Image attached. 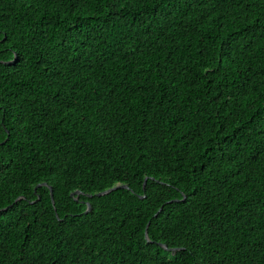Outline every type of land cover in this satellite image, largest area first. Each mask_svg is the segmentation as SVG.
<instances>
[{
  "label": "trees",
  "instance_id": "1",
  "mask_svg": "<svg viewBox=\"0 0 264 264\" xmlns=\"http://www.w3.org/2000/svg\"><path fill=\"white\" fill-rule=\"evenodd\" d=\"M73 3L0 0V264H264V2Z\"/></svg>",
  "mask_w": 264,
  "mask_h": 264
},
{
  "label": "snow or ice",
  "instance_id": "2",
  "mask_svg": "<svg viewBox=\"0 0 264 264\" xmlns=\"http://www.w3.org/2000/svg\"><path fill=\"white\" fill-rule=\"evenodd\" d=\"M262 2H264V0H262ZM79 3H80V0H74L73 8H75ZM104 5H107L111 9V12L109 13L110 15L119 17L121 14V10H123L126 13L132 7L136 5H142V0H111L110 3H109V0H104ZM104 5H101V10L103 9ZM6 41H7V34L4 33L0 35V44ZM249 47H252V45H250ZM231 52H232V47H231V44H229L227 46V52L225 53V55H230ZM0 54H3L2 50H0ZM223 63H224L223 60L219 62V64L217 65L216 71L220 70V66L223 65ZM261 68L262 70H264V64L261 65ZM7 119H8L7 109L4 106V103L0 101V137H2L0 138V148H3L5 145L11 144V140H12L11 132H7L5 134L6 129H7ZM21 125L23 126V121H21ZM260 132L262 135H264V128H261ZM257 162H259L260 164H264V149L260 150V154L256 157L255 160L250 161V164L252 167H255ZM40 183L43 186V182H40ZM171 183L174 186L175 182H171ZM0 194H2V190H0ZM28 206L34 207L35 205L29 204ZM25 219H27V216L18 217V220L20 221V223H22L23 220ZM29 243H30V238H29ZM22 253L23 254L20 258L19 264H24V261H27L29 257L31 256V249L29 247V244L26 243L24 245ZM66 260H67L66 256L62 258H58L57 264H61V261H66Z\"/></svg>",
  "mask_w": 264,
  "mask_h": 264
},
{
  "label": "water",
  "instance_id": "3",
  "mask_svg": "<svg viewBox=\"0 0 264 264\" xmlns=\"http://www.w3.org/2000/svg\"><path fill=\"white\" fill-rule=\"evenodd\" d=\"M146 180H147V178H146ZM146 180H145V182H144V186L146 185ZM40 185H41V184H40ZM40 185H39V186H40ZM43 185H47V183H43ZM37 187H38V186H37ZM37 187H35V190H37ZM119 187H127V185L117 184V185H115V186H113V187H111V188H109V189H107V190H105V191L99 192L98 195L107 194V193H109V192H111V191H113V190H115V189H117V188H119ZM50 188H51L52 201H53V204H55L54 197H53L52 187L50 186ZM80 193H82L80 190H76V191L72 192L71 195H72V196H75V195H76V199H78V195H79ZM90 209H91V205L89 204L88 209L86 210V213H87ZM4 210H6V208H5ZM57 216L59 217V214H58V213H57ZM146 237L148 238V231H147V230H146ZM172 250H176V249H172Z\"/></svg>",
  "mask_w": 264,
  "mask_h": 264
}]
</instances>
